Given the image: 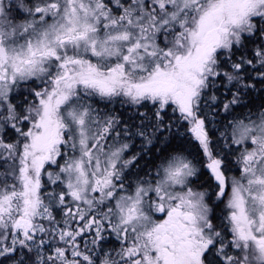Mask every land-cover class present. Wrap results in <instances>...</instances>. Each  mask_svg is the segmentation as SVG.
Returning <instances> with one entry per match:
<instances>
[{"label":"snow or ice","instance_id":"6c2138e0","mask_svg":"<svg viewBox=\"0 0 264 264\" xmlns=\"http://www.w3.org/2000/svg\"><path fill=\"white\" fill-rule=\"evenodd\" d=\"M0 264H264V0H0Z\"/></svg>","mask_w":264,"mask_h":264}]
</instances>
